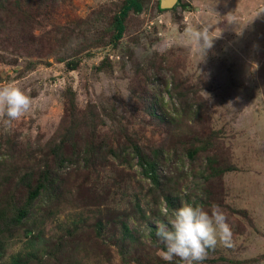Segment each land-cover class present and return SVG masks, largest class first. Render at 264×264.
Returning a JSON list of instances; mask_svg holds the SVG:
<instances>
[{"label":"rangeland","instance_id":"374dc122","mask_svg":"<svg viewBox=\"0 0 264 264\" xmlns=\"http://www.w3.org/2000/svg\"><path fill=\"white\" fill-rule=\"evenodd\" d=\"M126 1L9 0L13 15H1L0 86H19L33 108L11 128L0 122V212L23 204L26 172L57 169L62 187L59 198H37L15 231L0 228V264H180L161 259L152 241L166 219L162 190L130 155L106 153L115 141L161 149L164 192L181 206L190 198L225 212L231 246L218 244L202 264H264V0H177L169 9L137 0L116 41ZM202 25L220 35L205 55L189 34ZM173 83L195 91L198 120L165 125L144 112L159 97L156 116L173 114ZM90 106L93 130L81 114ZM73 122L75 145L64 144ZM91 139L102 159L86 168L80 150ZM54 151L73 162L59 167ZM208 159L234 170L204 178Z\"/></svg>","mask_w":264,"mask_h":264},{"label":"trees","instance_id":"16d2710c","mask_svg":"<svg viewBox=\"0 0 264 264\" xmlns=\"http://www.w3.org/2000/svg\"><path fill=\"white\" fill-rule=\"evenodd\" d=\"M11 4L9 0H0V18L1 15H6V19H10L13 15L11 14ZM141 9V5L137 0H127L125 4L122 6L121 10L117 15L114 17V31L115 35L113 39L118 41L123 32H124V22L125 18L130 10L138 11ZM24 20V19H23ZM1 21V20H0ZM154 67V64H153ZM158 74V73H157ZM164 85V84H163ZM167 86H164L163 89L166 91ZM171 89L168 91V96L170 98L171 107L174 109L173 114H166L161 113L159 117L156 116L155 111L157 110L154 107L155 104L163 103V99L156 97L158 100H152L153 105L149 104L144 107V112L150 115L153 119H158L162 121L165 125H173L180 123H187L191 121L193 118H200L198 112L194 109V102L189 99V94L194 95L195 91H191L188 86H179L176 87V84L173 83L170 85ZM137 100V98H136ZM72 101V100H70ZM91 110H87L82 114V116L87 120L88 125L91 127V120H95L97 118V113H94L95 107L90 106ZM162 111V109L160 110ZM74 118V117H73ZM79 122H73L67 134L64 144H73L75 145V139L78 132L76 131V126H78ZM96 128V125H93ZM93 130V127H91ZM86 129V128H85ZM82 128V130H85ZM89 132V136L94 135L92 132ZM120 141H115L113 145H111L106 153H109L114 159H119L122 162L126 161V157L130 155L132 159H135L137 162V166L140 168V173L142 178L149 181V184L152 187V190L158 191L162 190V195H159L163 202L166 203V212L171 213L173 210L178 209L181 207L180 198L174 196L171 193H165L164 187L168 182V177L159 173V169L162 167V163L164 161L163 151L161 149L153 148L150 150H144L143 148L139 147L137 144L132 142L126 141L123 144ZM128 143V144H127ZM115 145V146H114ZM117 145V146H116ZM202 145H207L202 143ZM101 146V145H99ZM120 146V147H118ZM62 149V147H61ZM103 149V148H102ZM102 149H94L92 146V139L91 140H84L83 146L81 147L80 153L86 154L82 157L86 168H89L88 165H93V163L100 161L102 158ZM197 153V149H189L187 150L188 157L193 159ZM53 156L55 159L60 161V166L67 162H73L69 158L71 156H67L62 151H54ZM208 166H210L211 162L208 159ZM59 169V168H58ZM209 172L205 177L203 173L201 174L204 178H209L213 174H217L222 176L226 172H230L233 169L231 166L221 167L220 169H214L209 167ZM218 171V172H217ZM60 173L57 169H50V168H42L38 169L36 172H26L19 178V182L22 186L26 188V197L21 205H14L11 204L7 208H4L2 212H0V228H4L7 231H15L18 227V224L22 223V221L30 215V211H32V205L34 201L42 197L47 198H59L61 192V180H60ZM183 199V198H181ZM187 202L190 204V198L187 199ZM195 204L204 205L205 201L194 202ZM119 226L122 229L123 234L126 238L133 239L132 232L128 230L126 223L122 220L119 221ZM156 231H151L152 241L154 244L159 245L164 250V245L159 241L156 236ZM23 264V263H22Z\"/></svg>","mask_w":264,"mask_h":264},{"label":"clouds","instance_id":"9594fccd","mask_svg":"<svg viewBox=\"0 0 264 264\" xmlns=\"http://www.w3.org/2000/svg\"><path fill=\"white\" fill-rule=\"evenodd\" d=\"M234 23V22H232ZM211 26L202 25L189 30L197 47L203 51L213 47L219 36L211 35ZM33 108V100L19 86H0V122L5 129L11 128L14 121L20 120ZM157 224L156 236L164 245L161 259L172 262L178 258L180 264H202L209 250L218 244L231 246L232 230L225 212L219 205L206 210L202 205L190 203L171 212L170 218Z\"/></svg>","mask_w":264,"mask_h":264},{"label":"water","instance_id":"95a60500","mask_svg":"<svg viewBox=\"0 0 264 264\" xmlns=\"http://www.w3.org/2000/svg\"><path fill=\"white\" fill-rule=\"evenodd\" d=\"M177 0H161L160 8L162 9H169L172 8Z\"/></svg>","mask_w":264,"mask_h":264}]
</instances>
